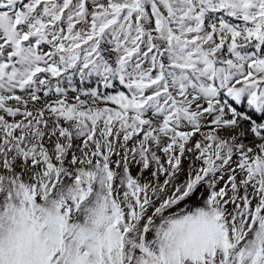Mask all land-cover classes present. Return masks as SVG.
Here are the masks:
<instances>
[{
    "label": "snow or ice",
    "instance_id": "snow-or-ice-1",
    "mask_svg": "<svg viewBox=\"0 0 264 264\" xmlns=\"http://www.w3.org/2000/svg\"><path fill=\"white\" fill-rule=\"evenodd\" d=\"M0 264H264V0H0Z\"/></svg>",
    "mask_w": 264,
    "mask_h": 264
}]
</instances>
